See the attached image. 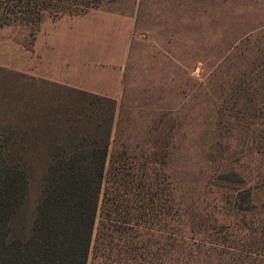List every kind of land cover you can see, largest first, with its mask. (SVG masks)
<instances>
[{
	"label": "rangeland",
	"instance_id": "obj_1",
	"mask_svg": "<svg viewBox=\"0 0 264 264\" xmlns=\"http://www.w3.org/2000/svg\"><path fill=\"white\" fill-rule=\"evenodd\" d=\"M95 12L126 19L127 48L87 264H264V0H113L2 28L0 123L34 101L17 75L113 89L98 58L123 37Z\"/></svg>",
	"mask_w": 264,
	"mask_h": 264
},
{
	"label": "trees",
	"instance_id": "obj_2",
	"mask_svg": "<svg viewBox=\"0 0 264 264\" xmlns=\"http://www.w3.org/2000/svg\"><path fill=\"white\" fill-rule=\"evenodd\" d=\"M104 1L113 0H0V29L78 16ZM17 76L36 92L28 105L16 102L10 123H0V264H87L115 101ZM34 186L38 198L29 207Z\"/></svg>",
	"mask_w": 264,
	"mask_h": 264
},
{
	"label": "crops",
	"instance_id": "obj_3",
	"mask_svg": "<svg viewBox=\"0 0 264 264\" xmlns=\"http://www.w3.org/2000/svg\"><path fill=\"white\" fill-rule=\"evenodd\" d=\"M102 16L103 20H109V21H115L117 23V25H120V27H117V31L118 34L123 37L120 41V45L117 47V51L115 54L111 55L109 57V59H103V58H98V63L101 65V63H106L107 65L111 66V67H115L118 68V72L117 73H111V75L109 76L110 78V83L113 85V89L110 91H91L90 93H93L95 95L98 96H102V97H106V98H113L116 99L117 96L116 94L119 93V89H120V77H121V70L120 68L123 66L125 60H126V48H127V44H126V39H125V32H126V19L124 17H121L120 15H114L113 13H105V12H95L93 14H87L82 18H86V17H95V16ZM81 39H84V37H82ZM84 57H79L78 59H82ZM83 61H85V59H82ZM56 82H61L59 79L56 80ZM68 81L73 82L74 79L70 78V79H66V81H63V83H68ZM77 81L82 82L83 79H78ZM71 82L69 84H71ZM83 91V90H82ZM87 92H89L88 90H86Z\"/></svg>",
	"mask_w": 264,
	"mask_h": 264
}]
</instances>
